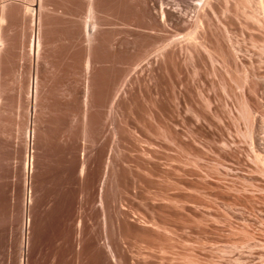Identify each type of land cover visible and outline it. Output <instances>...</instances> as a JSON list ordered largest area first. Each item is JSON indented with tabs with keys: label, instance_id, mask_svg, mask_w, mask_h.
Returning a JSON list of instances; mask_svg holds the SVG:
<instances>
[{
	"label": "rangeland",
	"instance_id": "rangeland-1",
	"mask_svg": "<svg viewBox=\"0 0 264 264\" xmlns=\"http://www.w3.org/2000/svg\"><path fill=\"white\" fill-rule=\"evenodd\" d=\"M0 264H264V0H0Z\"/></svg>",
	"mask_w": 264,
	"mask_h": 264
},
{
	"label": "bare ground",
	"instance_id": "bare-ground-1",
	"mask_svg": "<svg viewBox=\"0 0 264 264\" xmlns=\"http://www.w3.org/2000/svg\"><path fill=\"white\" fill-rule=\"evenodd\" d=\"M165 13H166V12H165ZM167 13H168V12H167ZM169 14H170V13H169ZM169 14H168V15H169ZM28 164H29V163H28ZM27 168H28V170H29V169H30V166H29V165H27ZM145 236H146V235H145ZM154 240H155V239H154Z\"/></svg>",
	"mask_w": 264,
	"mask_h": 264
}]
</instances>
